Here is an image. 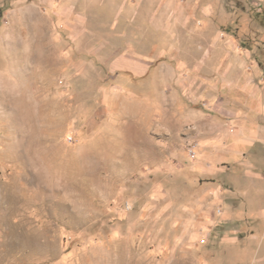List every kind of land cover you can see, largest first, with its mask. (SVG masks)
I'll return each instance as SVG.
<instances>
[{
  "label": "rangeland",
  "instance_id": "374dc122",
  "mask_svg": "<svg viewBox=\"0 0 264 264\" xmlns=\"http://www.w3.org/2000/svg\"><path fill=\"white\" fill-rule=\"evenodd\" d=\"M259 108L264 0H0V264H264Z\"/></svg>",
  "mask_w": 264,
  "mask_h": 264
},
{
  "label": "crops",
  "instance_id": "0c3cea01",
  "mask_svg": "<svg viewBox=\"0 0 264 264\" xmlns=\"http://www.w3.org/2000/svg\"><path fill=\"white\" fill-rule=\"evenodd\" d=\"M228 118L231 120L230 125L233 126L234 133L243 134L230 148L237 151L252 150L253 157L258 160L259 169V172L254 175V180L264 182V109H254L247 113L233 111ZM260 194L264 195V192L259 191V196ZM257 214L264 221V207L259 208Z\"/></svg>",
  "mask_w": 264,
  "mask_h": 264
}]
</instances>
